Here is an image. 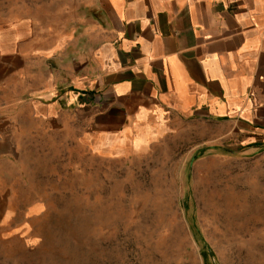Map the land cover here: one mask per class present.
Here are the masks:
<instances>
[{
	"label": "rangeland",
	"instance_id": "374dc122",
	"mask_svg": "<svg viewBox=\"0 0 264 264\" xmlns=\"http://www.w3.org/2000/svg\"><path fill=\"white\" fill-rule=\"evenodd\" d=\"M89 1L0 0V28L28 18L53 45ZM23 136L0 155V264H264V143L197 120L113 152Z\"/></svg>",
	"mask_w": 264,
	"mask_h": 264
},
{
	"label": "crops",
	"instance_id": "0c3cea01",
	"mask_svg": "<svg viewBox=\"0 0 264 264\" xmlns=\"http://www.w3.org/2000/svg\"><path fill=\"white\" fill-rule=\"evenodd\" d=\"M79 17L49 46L28 18L0 28V90L17 93L0 155L22 132L113 152L191 120L264 143V0H90Z\"/></svg>",
	"mask_w": 264,
	"mask_h": 264
},
{
	"label": "trees",
	"instance_id": "16d2710c",
	"mask_svg": "<svg viewBox=\"0 0 264 264\" xmlns=\"http://www.w3.org/2000/svg\"><path fill=\"white\" fill-rule=\"evenodd\" d=\"M202 255H203L204 259L207 260L208 253H207V250L206 249H203L202 250Z\"/></svg>",
	"mask_w": 264,
	"mask_h": 264
}]
</instances>
